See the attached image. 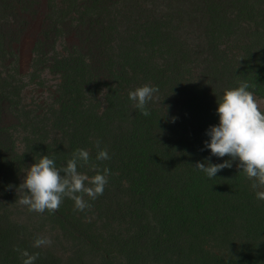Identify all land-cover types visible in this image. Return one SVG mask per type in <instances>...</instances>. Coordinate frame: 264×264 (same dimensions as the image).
<instances>
[{"label":"rangeland","instance_id":"1","mask_svg":"<svg viewBox=\"0 0 264 264\" xmlns=\"http://www.w3.org/2000/svg\"><path fill=\"white\" fill-rule=\"evenodd\" d=\"M34 47L45 51L37 65ZM4 48L19 49L21 59L19 75L14 64L0 63L4 78L16 80L20 91L4 117L12 125L15 160L0 170V264H22L17 247L38 252L35 264H264V201L239 172L238 161L215 179L193 168L228 159L204 148L206 131L218 124L216 101L225 90L247 80L264 111V83L256 80L264 73V0H0ZM76 63L83 66L75 69L76 79L87 85L79 98L83 105L107 109L119 97L116 106L127 107L120 119L114 114L101 122L108 137L140 128L141 139L153 142L162 163L177 164L175 173L166 168L170 198L160 211L135 203L132 180L112 170L117 152L113 156L106 147L110 162L95 161L97 136L85 149L111 175L90 210L74 211L65 199L54 214H37L16 202L25 169L42 157L40 148L34 153L28 147L37 139L52 153L70 148L72 136L54 128L52 109L67 96L64 78L73 77L69 67ZM145 84L159 88L147 117L128 99ZM78 170L96 174L88 166ZM237 173L236 193L231 180ZM165 216L170 223L164 237L150 238L154 230L148 227ZM37 236L53 244L33 248Z\"/></svg>","mask_w":264,"mask_h":264},{"label":"clouds","instance_id":"2","mask_svg":"<svg viewBox=\"0 0 264 264\" xmlns=\"http://www.w3.org/2000/svg\"><path fill=\"white\" fill-rule=\"evenodd\" d=\"M254 85L247 80H241L238 87L227 89L217 103L216 114L218 124L210 126L206 135L204 148L211 156L228 157L223 163L211 164L197 162L194 169L205 174L208 179H215L217 173L232 167L238 161L237 168L245 178L251 181L250 187L258 200L264 201V111L250 88ZM158 87L145 84L128 93V99L133 102L142 116H149L147 105L154 99ZM86 94V93H85ZM90 96V94H87ZM98 162L110 159L107 148H101V142L96 141ZM88 166L96 174L89 177L81 173L80 167ZM110 170H102L92 162L87 149H76L66 166L57 167L54 158L44 155L25 169L24 179L16 191L20 193L16 201L30 213L49 215L59 210L65 199L74 204V211L90 210L92 204L103 195L108 184ZM53 241L46 236H37L33 248L50 247ZM19 253L22 264H35L39 253H29L27 250L14 248Z\"/></svg>","mask_w":264,"mask_h":264},{"label":"trees","instance_id":"3","mask_svg":"<svg viewBox=\"0 0 264 264\" xmlns=\"http://www.w3.org/2000/svg\"><path fill=\"white\" fill-rule=\"evenodd\" d=\"M38 42L40 41L34 40L33 44H37ZM31 53L32 57H34L32 59V64L36 63L37 65L39 61L38 58L42 57L45 51L42 48L34 47L31 49ZM20 59L21 52L19 49L4 48L0 50V63L9 62V64H14L15 72L18 75L20 74L17 70L19 69ZM79 63L84 64V66L87 67V63L84 62V60L80 61ZM79 63H76L75 66L71 65L69 67V69L75 74H73L74 78H70L69 76H66L64 78V93L67 96H64L61 103H59L57 110L52 109L54 115L56 116L54 119V128L59 130L60 132L62 130H67L70 133V136H72L69 143V150L61 153H59V151L52 153L48 151V146H46L44 140L39 141L36 139V141H34V143L28 147V151L31 150L36 153V149L40 148V153L42 154V156L48 155L50 158H54L57 167H62L66 166L67 160L71 158V152H74L76 149H88L90 145L89 139L97 136L98 140L101 142V145L106 144L103 146L104 148H111V154L113 156H116L115 152L118 153L117 157L120 158L116 159V162L113 163L112 170L116 171L117 173L119 172L124 178L126 177V179L129 178L132 180L131 182H129L131 185V192L137 197L135 203L142 202L141 205H149L152 208H156L160 211V209L167 204V201L170 198V191L169 189H167L164 183L166 178H169L167 177L166 168L169 164L172 163H169L167 165L162 163V157L158 156V154L154 153L153 151L154 145L151 144L153 142L141 139L142 134L140 133V128H136L133 132L129 134H123L119 137H114L113 135L108 137L106 130H104L101 125V122L112 119L114 117V114L115 118L118 119V117H121V114H123L124 111L127 110V107L123 106V109L120 110L116 106L117 103L121 101V98L119 97H117V99L119 100L113 103L111 105V108L107 109H101V107L99 109V106L86 107L85 105H83L80 102L79 98H82L81 91L83 90V88L85 89L87 85H83L82 79L81 81H78V79H76L77 75L79 74L75 69L83 68V66ZM4 77L6 76H3L0 72V170L3 167H7V164L15 160L14 147H11L14 143L11 139L10 133H8V128L12 125H7L5 123L4 117L9 112V105H17L16 101V104L13 102V98H17L20 93V91L16 87H14V82H16V80L14 81L13 78L8 76V78ZM78 77L81 78L80 76ZM74 79H76V81ZM256 80H258L259 82L262 81L264 83V73L260 78L256 77ZM113 84L114 81L110 83V85ZM249 90L253 91V89L251 88ZM71 95H73L72 98ZM112 110L114 111V113L111 114ZM110 122L113 124L116 123L115 120H111ZM36 135L37 134L35 133V136ZM36 137L39 138L38 135ZM9 140L12 142V144L10 142V145H7V141ZM103 147L101 146V148ZM3 150L7 153V155ZM40 153L38 152V154ZM122 159H127L128 163L122 162ZM114 160L115 159L113 158L111 162H113ZM96 162L98 163V161ZM176 165L177 164L169 165L168 167H170L171 169L174 168V170L172 171H174L175 173V171H178ZM186 167L187 165H185V168ZM127 172H130V174L126 175ZM177 174H173L170 177L176 179ZM240 176L241 173H237L231 180L232 190H234L236 193L240 188ZM185 179L191 181V184L197 185V180H191V178L187 177H185ZM214 194L212 192L210 196H213ZM239 195L242 196V193H239ZM206 196H208L207 193ZM240 196L238 197V201H240ZM171 199L169 202H171ZM143 212L144 210L142 211V213ZM169 223L170 218H166V216L163 217L160 221H155L153 223V226L148 227V229L154 230L153 234L150 235V238L162 239L164 237L163 234L167 232V226L169 225ZM18 255H15L14 257H17Z\"/></svg>","mask_w":264,"mask_h":264}]
</instances>
